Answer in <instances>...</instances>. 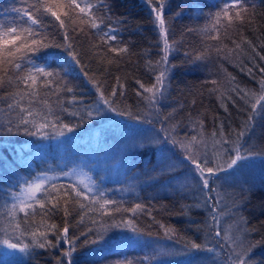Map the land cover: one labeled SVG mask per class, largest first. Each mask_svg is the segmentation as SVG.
I'll use <instances>...</instances> for the list:
<instances>
[{"label": "trees", "instance_id": "16d2710c", "mask_svg": "<svg viewBox=\"0 0 264 264\" xmlns=\"http://www.w3.org/2000/svg\"><path fill=\"white\" fill-rule=\"evenodd\" d=\"M63 2L67 4L69 0ZM163 2L169 73L167 91L158 105H149L137 95L143 93V89L136 81L151 86L159 68L163 67L157 65V61L164 55L165 37L154 23L152 11L159 0H153L151 5L148 0H92L97 5L94 14L104 18L103 31H107L108 26L115 29L117 40L110 44L126 47L125 53L109 51L100 38L103 32L92 29L87 17L82 22L74 15L73 22L66 20V23L79 63L63 47H50L38 54L40 57L46 52L57 54L56 59L48 57V67L59 73L56 80L60 86L57 90L54 82L43 87L38 81L39 95L33 98V105L41 111L51 110L54 116L67 123L72 131H65L64 136L53 137L51 129L47 139L15 130L8 134L4 126L17 118L7 108L15 88L7 84L0 88V264H58V261L67 264L63 252L69 245L61 241L55 248L40 249L32 245L30 235L36 229L46 230L45 224L55 223L57 230L55 234L49 232L48 238L56 243L58 230L64 226L65 219L69 224V237H79L75 241L72 264H229L226 257L231 254L233 245L230 240L214 238V231L220 230L222 236L229 230L231 233L227 236L235 237V229L244 226L247 232L241 235L246 237L245 244L253 245L251 260L255 264H264V181H257L254 171L248 173L254 167L260 169L262 164L259 177L264 176V161L253 159H264V155L243 162L235 171L218 174L219 179L214 182L216 190L211 193L213 202L219 201L216 205L218 224L212 229L213 236H209L207 224L212 223L211 208L204 203L205 195L198 190L191 166L186 161L181 163V149L168 143L151 142L157 138L163 140L165 136L185 139L186 133L197 135L199 139L203 131L207 147L202 151L212 157L215 149L211 134L217 132L218 139L221 124L225 136L235 139L232 133L240 130L251 109L250 104L241 100L232 89L238 85L258 91L260 81L264 79V72H261L264 69V59H261L264 57V0H245L253 14L246 17L243 24L233 20L229 25L222 18L224 27L220 28L219 34L202 33L201 29L212 23L215 13L220 12L225 3L234 0ZM35 4L36 0H0V23L27 26L26 17L17 9H27ZM231 14L234 16V11ZM40 30L47 34L52 44H65L64 30L58 27L55 18L44 17ZM217 35V39L209 38ZM242 37L251 41V45ZM233 41L241 47L237 49ZM201 53H204V59H195ZM109 60L112 63H108ZM37 63L43 65L45 62L39 59ZM4 67L14 75L13 68L3 66L0 76H4ZM117 77L123 88L117 84ZM93 81L103 85L106 96L113 87L117 88L115 107L124 115L109 111L102 104L100 107L104 110L96 114L99 94ZM65 86L73 91L67 92ZM119 92L124 95L120 96ZM89 110L93 112L91 117L86 115ZM242 143L254 152L264 149V112L255 116ZM161 149L164 150L163 157ZM162 159L164 164L175 163V171L149 180L152 169ZM72 167L82 169L91 182H95L94 188L104 191L105 198L118 202L121 211L102 215L81 199L85 208L70 204L71 215L65 218L62 210L44 215L36 205L34 217L25 219L24 213L17 212L14 223H19L21 228L13 232L8 227V213L14 202L13 196L25 181L37 173L54 174ZM51 184L59 187L77 183L64 177H53L45 188L50 189ZM52 195L55 196V192ZM37 196L45 199L41 193ZM45 203L51 208L47 199ZM136 203L142 204L143 209L136 213L125 211ZM60 205L62 209L63 199ZM89 207L93 210L89 211ZM106 207L111 210L116 205ZM128 219L133 220L134 227L142 233L139 243L121 244L119 241L133 235L131 229L124 224L119 228L110 227L114 221ZM105 228L107 238L104 243L85 244L82 232L92 229L90 239L96 231ZM165 228L175 229V233L166 235ZM24 231L26 234L21 235ZM5 240L17 247H8ZM188 241L214 248L215 252L189 250L185 246ZM24 244L29 245L27 251L20 250ZM161 248L172 254L146 259Z\"/></svg>", "mask_w": 264, "mask_h": 264}, {"label": "snow or ice", "instance_id": "6c2138e0", "mask_svg": "<svg viewBox=\"0 0 264 264\" xmlns=\"http://www.w3.org/2000/svg\"><path fill=\"white\" fill-rule=\"evenodd\" d=\"M82 3L83 6H81ZM148 3L151 5L153 0H148ZM96 7L97 5L92 3V0H81V2H78V0H69L67 4H65L63 0H36V4L27 9H17V11L22 12L23 16L26 17L25 23L27 26H13V24L0 23V67L10 66L15 70L13 75L9 72L7 67H4V76H0V88L5 87L6 84L15 88V91L11 94V102L7 104V108L14 112L17 118L15 121L9 120L4 126L8 134H12L15 130L16 133L22 132L24 135L28 136L39 135L47 139L50 129L52 130L53 137L64 136L65 131H72V128L69 127L67 123H63L59 116H54L51 110L46 112L41 111L33 105V98L39 95L37 89L38 81H40L43 87H49L54 82H56L57 90H59L60 86V82L56 80V78L59 77V73L55 69L49 70L48 67V57L51 56L53 59H56L57 54L46 52L43 57H40L38 54L41 51L50 47H63L69 50L68 54L71 58L76 63H79L77 54L73 50V45L70 42L71 38L66 20L73 22L72 17L75 15L84 22L83 18L87 17L92 29L103 32L100 38L108 45L109 51L115 53H125L128 51L126 47H114L110 44L111 41L117 40L115 29L108 26V30L103 31L101 25L104 23V18L97 17L94 14L93 9ZM251 7L254 9L255 5L252 4ZM163 8V0H159L158 6L152 7V11L155 13L154 23L158 24L160 33L165 37L164 47L162 49L164 55L157 61V65H162L163 67L159 68L151 86L146 87L139 80L136 81L140 88L143 89V93L148 94L143 95V93L138 92L137 95L142 96L143 100L147 101L149 105H158L160 99L163 98L167 91L169 42L167 40L168 33L165 28L166 20L163 14ZM233 11L234 16L231 14ZM251 14L253 13H250V9L245 3V0H234V2L230 4L225 3L224 8L220 12L215 13L212 23L210 25H205L201 29V32H216L219 34L220 28L224 27L221 23L222 18L226 19L229 25H232L233 20L243 24L246 17ZM62 15L64 18H62ZM47 16L55 18V21L58 22V27L64 30L65 44H52L48 40L47 34L40 30L44 25V17ZM209 38L217 39L218 35L210 36ZM242 39L244 42L251 45V41H248L244 37H242ZM233 43H235L237 49L241 47L240 43H236L235 41H233ZM219 51L220 49L217 48V52ZM39 59H43L45 63L43 65L37 63ZM195 59H204V53L197 55ZM261 59H264V57H261ZM108 63H112V61L109 60ZM149 64H151V61H149ZM249 72L251 74V70H249ZM261 72H264V69H261ZM93 83L99 94L96 114L99 115L104 110L100 107L102 104L107 106V110L116 112L118 115H124L125 113L123 111L115 107L117 103L115 98L118 95L117 88L113 87L111 93L106 96L105 92L102 90L103 85L97 84L95 81H93ZM212 83L215 84L216 82L212 81ZM117 84H119L120 88H123V84H120L119 77H117ZM65 90L67 92L73 91L71 87L66 86ZM232 91L235 92L241 100H244L246 104H250L251 110L248 112L247 119L242 123L240 130L232 133L235 139H232L231 136H225L223 124H221L218 139L216 138L217 132L214 131L211 134L213 138V148L215 149L212 157H209L206 151H202V149L207 147L203 131L200 132L199 139L197 135L189 136L186 133L185 139L165 136L163 140L157 138L151 141L155 144L168 143L173 147L181 149V163L186 161L188 165L191 166V172L198 181V190L205 195L204 203L210 205L211 208L210 219L212 223L207 224L209 236H213L212 229L218 224L216 205L219 201L213 202V197L211 196V193L216 190L214 182L219 179L218 174L221 172L227 173L230 170L235 171L243 162L252 159L256 155H264V149L260 152H254L249 148H245L242 143L243 138L252 127V121L255 116L264 112V79L260 81V88L258 91L239 88L238 85L236 88H233ZM119 95L123 96L124 93L119 92ZM43 103L46 104L47 101H43ZM86 115L91 117L93 112L89 110L86 112ZM225 145H227V147H225ZM163 154L164 150L161 149L162 157ZM176 167L177 165L175 163L164 164L162 159L160 163L152 169L148 179L153 180L159 175L171 173L175 171ZM63 174L68 176L70 173L65 172ZM51 179H53V177H47L46 174H42L41 177H34L31 181H25L26 187L21 188L20 193L14 195V202L8 213V227L11 228L13 232L21 228L19 223H14L17 212L24 213L25 219L29 216L34 217L36 215V205L39 206L44 215L62 210L65 218L71 215L69 208L70 204H78L81 209L85 208L86 205L81 202V199L87 201L89 205L93 206L97 212H101L102 215H111L112 212L119 213L121 211L118 202L105 198L104 191H97V189L93 187L95 184L94 181L88 182L85 179H80L77 184H69L67 186L60 185L59 187L55 184H51L50 189H46L45 185L48 184ZM180 187L183 188V185ZM53 192H55V196L52 195ZM38 193L43 194L44 198L51 204V208L47 207L45 199L37 196ZM61 199H63L62 209L60 205ZM108 205H116V207L110 210L106 207ZM93 207H89V211H92ZM143 207L142 204L136 203L134 207L125 209V211L136 213L138 210H142ZM241 219L243 218L241 217ZM121 224L130 228L133 235L125 237L119 242L121 244L139 243V236L142 235V233L139 229L134 227L133 220L114 221L110 227L119 228ZM44 227L46 228L44 231L39 229L31 231L32 245L40 249L46 247L55 248L63 241L65 244L69 245L68 249L63 252V257L67 259V264H72L71 257L76 251L75 241L78 240L79 237H69V224L67 219L64 221V226L58 230L59 235L57 236L56 243H53L48 236L49 232L55 234L57 225L55 223L45 224ZM161 227H164V225L162 224ZM3 230L7 231V229ZM235 231L237 233L235 237L227 235L221 237L220 230L214 231V238L230 240L231 244L234 246L231 254L226 257L227 261L229 264H255L250 257L253 245L250 242L246 245V237L241 235L247 232V227H237ZM92 232L93 230L89 229L88 232L81 233V235L85 237V244L99 245L106 241L107 228L103 231H96L89 239V234ZM169 233H175V229L165 228V234L168 235ZM25 234L26 231L21 232V235ZM4 243H7L10 248L17 247V244L8 243L7 240H5ZM185 246L189 248V250L195 249L215 252L214 248L195 243L194 241H188ZM28 248L29 245L24 244L20 250L27 251ZM237 248L239 249L238 251L236 250ZM171 254L172 252L170 250L161 248L156 250L152 257H147L146 259H156ZM58 264H62V262L58 261Z\"/></svg>", "mask_w": 264, "mask_h": 264}, {"label": "rangeland", "instance_id": "374dc122", "mask_svg": "<svg viewBox=\"0 0 264 264\" xmlns=\"http://www.w3.org/2000/svg\"><path fill=\"white\" fill-rule=\"evenodd\" d=\"M212 155H213V153H212ZM253 159H256V160H258V161H264V159H261V158H253ZM250 164V163H249ZM251 165V164H250ZM261 168H262V164H261V167H260V169H258L257 167H254V168H252L248 173H251V171L253 172H255V177H256V180L257 181H264V176L262 175L261 177H259L260 176V174L262 173L261 172ZM65 172H69L70 174L68 175V176H65L63 173H65ZM42 174H46L47 175V177H64V178H67V179H71V180H74L76 183H78V181L80 180V179H85L86 181H88V182H91V180L88 178V176H87V174L82 170V169H80V168H74V167H72V168H70V169H66V170H64V171H61V172H59V173H54V174H49V173H47V172H44V173H37V174H35L29 181H31L34 177H41V175ZM259 177V180L257 179ZM23 187H26V184L25 185H23ZM23 187H21V188H23ZM94 187V186H93ZM21 188L19 189V191L16 193V194H18V193H20V191H21ZM15 194V195H16ZM14 197V196H13ZM231 232L229 231V230H225V233L223 232V234H222V236L221 237H223L224 235H227V234H230ZM234 247V246H233Z\"/></svg>", "mask_w": 264, "mask_h": 264}]
</instances>
